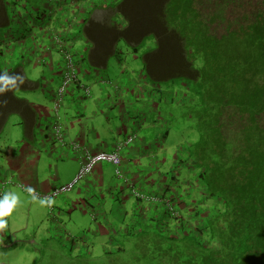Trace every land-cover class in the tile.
Returning <instances> with one entry per match:
<instances>
[{
	"label": "crops",
	"instance_id": "0c3cea01",
	"mask_svg": "<svg viewBox=\"0 0 264 264\" xmlns=\"http://www.w3.org/2000/svg\"><path fill=\"white\" fill-rule=\"evenodd\" d=\"M20 1L26 5L31 2L0 0V29L15 43L13 49L7 50L12 60L0 66V78L5 74L15 78V85L6 87L0 83V134L7 133L0 138V197L13 194L22 197L16 190L29 195L33 204L37 200L54 199L59 207L56 214L63 212V217H68L67 207L77 206L83 216L89 217L95 211L105 218L107 203L102 196L118 192L116 179L130 174L134 179L131 184L138 181L145 192L140 191L150 196L155 189L154 194L161 192L165 196L169 183L155 187L150 178L144 179L139 172L162 164L161 158L168 149L165 142L155 143L157 136L148 134V128H165L163 121L156 126L157 117L173 119L169 107L154 106L155 102L149 96L146 98L143 90L150 82L181 76L168 60L170 52L185 58L182 38L166 22L165 7L169 0H107L106 6L101 4L104 0L95 6L83 0L85 8L79 13L67 11L74 6V1L53 0L46 7L48 13L37 10L30 13L19 31L15 27L21 26L20 21L12 24L15 12L11 16L8 6L16 8ZM151 8L156 13V23L154 28L146 30L144 26L150 25L153 19L147 13ZM81 19L82 25H77ZM146 38L148 44L142 46ZM173 39L177 42L173 43ZM2 41L6 40H0V48L5 46ZM61 50L69 55L79 83L66 87L59 96L65 67ZM128 52H134L133 60L139 59L138 72L123 61ZM185 63L184 71L189 79L192 74L188 69L194 66L189 63L187 67ZM92 76L98 80L92 82ZM114 77L123 82L115 83ZM104 79L113 83L114 95L110 89L107 94ZM80 85L89 88L88 96L80 93ZM163 101L167 104L171 99L162 97L160 102ZM55 103H58L56 112L52 107ZM55 127L59 128L58 133H54ZM128 138L130 142H126ZM119 144V160L112 164L119 172L116 178L109 174L107 177V163L103 162L75 181L86 161V152L112 151ZM74 145L81 150L77 151ZM70 184L73 193L61 197V192H67L63 188ZM122 184L120 195L132 187ZM96 194L102 196L96 198ZM53 211L52 208L50 212ZM56 221L62 224L60 218ZM39 233L44 234L42 230ZM15 234L13 231V238ZM27 238L30 245H36L37 237Z\"/></svg>",
	"mask_w": 264,
	"mask_h": 264
},
{
	"label": "trees",
	"instance_id": "16d2710c",
	"mask_svg": "<svg viewBox=\"0 0 264 264\" xmlns=\"http://www.w3.org/2000/svg\"><path fill=\"white\" fill-rule=\"evenodd\" d=\"M165 12L197 70L188 89L200 139L179 160L195 177L192 195L177 187L178 210L161 212L174 231L125 229L132 245L108 255L123 256L112 264L126 254L131 264H264V0H169ZM177 168L171 180L182 182Z\"/></svg>",
	"mask_w": 264,
	"mask_h": 264
},
{
	"label": "rangeland",
	"instance_id": "374dc122",
	"mask_svg": "<svg viewBox=\"0 0 264 264\" xmlns=\"http://www.w3.org/2000/svg\"><path fill=\"white\" fill-rule=\"evenodd\" d=\"M30 1L31 2L27 5L23 1H20L16 8L14 5L8 6L11 16L14 15L13 12H15V20L12 24H18L20 21L21 26L15 27L16 30H20L22 27L24 28L27 22L26 17H28L30 13H34L35 10L39 13H48L46 7H48L53 0ZM69 1H74L75 4L73 7H69L67 11L76 13L84 10L85 3L83 0ZM98 1L99 0H88L87 4L95 6V4H98ZM106 3L107 0H104L101 4L106 6ZM43 5L45 7H43ZM147 13H149L153 19L150 25L144 26L146 30H148L149 27L154 28L156 23V13L153 12V9H148ZM166 16L165 12V17ZM80 18L81 17L78 15V19ZM4 31L5 30L0 29V40H6L2 41L5 46L0 48V66L4 65L3 62L9 63V61L12 60L13 57L7 50L13 49L15 44L14 42H10V38ZM176 42L177 39H173V43ZM147 44L146 38L142 46ZM22 45L25 46L24 43ZM6 46L8 48H6ZM155 50L156 48L153 52H155ZM133 56L134 52H128L123 57V61L129 65V68L134 67L135 71L138 72L139 59L133 60ZM186 58H188L186 55L185 58L183 56L181 58L180 53L170 52L168 60L174 64L176 68L175 72L177 71L181 76L170 77V79L157 83L152 82V84L150 82L148 83L150 85L143 90L144 96H146V98L149 96L152 101L155 102L154 106L159 107L160 105L162 108L167 106L170 108L169 110H171L173 115V119L167 117V120H165L164 116L157 117L158 125L156 126L162 125L161 122L163 121L165 128L160 127L152 129L151 127L147 130V133L150 135L156 134L155 143L158 142L159 144L160 142H165V147L168 148L161 158L163 160L161 161L162 164H157V167L151 164L153 166L152 169H145L142 167L144 170L139 172L144 179L150 178V181L155 183V187H158L161 183H169L170 190L166 192V196L161 195V192L159 194H154L155 189L150 196L147 195L144 193V188L139 185L138 181H136L135 184H131L134 179L130 174L127 177L122 176L120 179H116L119 181L118 192L122 190V183L125 182L127 185L130 184L136 189L134 192L137 194V198L128 191H124L123 195L115 191L110 192L112 194L103 196L96 194V198L102 196L105 200L104 203H107V214L104 215L105 218L95 211L93 215L89 217L83 216L78 212V209H76L77 206L67 207L69 213L68 217H63L61 216L63 213L61 211V214H56L59 207L57 208L54 199L50 200V198H48L42 202L37 200L33 204L31 202L32 198L29 195L19 193L15 190V193L22 197H17L19 199L21 198L18 208L15 204L10 214L4 217L7 221V227L0 231V264H112L114 258H123L121 255H116L115 257L111 254L108 255V252H114L116 248L121 247L122 244H125V242L130 239L127 238L125 229L129 234L141 236L145 233L151 235H167V232L174 231L172 220L169 221L166 219V215L162 216L161 212L166 213L168 208L178 210V205L176 204L178 193L172 192L174 190L177 191V187L183 190L182 192L186 191V195L184 193L180 195L184 194V199L188 198V200H190L192 195L190 193V188L195 177L189 175L188 171L186 172L185 168L189 161L185 162V167L179 160H186V156L189 152L188 146H190V143L199 141L200 139V137H198V131L194 128L196 124L192 120L193 104L191 105L189 99L190 91L188 89L190 87L189 79L193 80L195 78L197 70H195V67L192 70L188 69V72L191 71L190 74H192L189 75L188 79V73L184 71ZM187 60L189 62V59ZM188 62L185 63L187 67L190 65ZM184 74L185 76H182ZM94 80L98 79L92 76L91 81L93 82ZM105 81L107 83V94L110 89L112 95H114L113 83L108 79ZM114 82L120 85L123 79L114 77ZM119 90H121V86H119ZM154 93L156 94L155 97ZM160 95L171 99L170 103L167 102L166 104L164 101L158 102L155 100V98H158ZM52 107L55 108L53 105ZM12 131L15 134V131ZM4 134L5 136L7 135V133H2L0 134V138H3ZM137 160H139V158H137L136 161ZM146 160H150V154ZM152 160V162H155L154 160L156 159L153 158ZM104 163H107V177L109 174L111 178H116L115 174L117 167H112L114 164L112 165L108 162ZM143 164L145 165L146 163ZM177 167H181L182 169L180 174V176H182V182L179 179L176 181L171 180L172 175L175 178L176 175H178L176 171L178 170ZM76 185H74V188ZM172 186L174 188H172ZM140 189L144 192L140 191ZM71 192V190L61 192L60 195L63 197L62 194L67 193L68 196ZM111 196L115 197V199ZM4 197L1 195L0 201H2ZM162 197L168 200L169 207L167 205H161L162 203L160 200H162ZM117 199H119L118 202ZM47 201L50 203L48 204ZM52 208L54 211L51 213L50 210H52ZM49 216H52V218ZM59 218L62 222L61 225L56 221ZM192 224L195 225L197 223ZM40 230H42L44 234L39 233ZM13 231H16V238H13ZM35 232L36 235H34ZM30 236L37 237L35 242L36 245H30L27 238ZM131 242L132 241L129 240L126 243L130 244ZM130 245H132V243ZM124 256L123 260H126V264H131L132 256L130 254Z\"/></svg>",
	"mask_w": 264,
	"mask_h": 264
},
{
	"label": "built area",
	"instance_id": "2783aa9c",
	"mask_svg": "<svg viewBox=\"0 0 264 264\" xmlns=\"http://www.w3.org/2000/svg\"><path fill=\"white\" fill-rule=\"evenodd\" d=\"M88 1V0H87ZM61 53L63 54V59L65 61V67H64V73L62 74L61 77V84H60V88L58 90V95L61 96L65 90L66 87H70L73 85H78L79 83V79L77 77V72L74 69V66L70 60L69 55L64 51L61 50ZM80 85V92L83 95H87L89 94V90L87 87ZM55 106L58 107V103H55ZM55 133H58V128L55 127L54 129ZM128 140H131V138H129ZM74 148L79 151L81 150L80 148H78L77 145H74ZM120 149V145H116L112 151H100L94 154H89L86 152V161L84 162V164L81 166L78 176L75 179L78 180L81 177L85 176L86 174L90 173L91 170L96 166L99 165L103 162H108L111 164H115L118 162V151ZM116 173L118 174V169L116 170ZM64 190H69L70 189V185H68L67 187L63 188Z\"/></svg>",
	"mask_w": 264,
	"mask_h": 264
},
{
	"label": "clouds",
	"instance_id": "9594fccd",
	"mask_svg": "<svg viewBox=\"0 0 264 264\" xmlns=\"http://www.w3.org/2000/svg\"><path fill=\"white\" fill-rule=\"evenodd\" d=\"M184 54H185V52H184ZM187 62H188V60H187ZM189 63V62H188ZM195 70H196V68H195ZM189 80H191V79H189ZM0 83H5V86L7 87L9 84H11V85H15V78H11V77H8L7 76V74H5V77L4 78H0ZM86 87V86H85ZM88 88V87H87ZM89 90V89H88ZM65 91V90H64ZM79 91H80V89H79ZM81 93V92H80ZM89 93H90V91H89ZM89 94H87V95H84V96H88ZM163 96L162 95H160L159 96V101L161 100V98H162ZM157 99V100H158ZM56 109H57V107L55 106V112H56ZM190 125V124H189ZM58 132H59V128H58ZM55 133V132H54ZM129 139V138H128ZM127 139V141L126 140H124L122 143H125V141L126 142H130V140H128ZM120 145V149H119V151H118V158H119V152H120V150H121V144H119ZM119 160V159H118ZM116 164V163H115ZM117 170V169H116ZM92 171V170H91ZM91 173V172H90ZM90 173H88V174H90ZM88 174H86V175H88ZM117 174V173H116ZM85 175V176H86ZM71 187H72V184H70V189H71ZM69 189V190H70ZM69 190H66V191H69ZM134 191H136V189L135 188H133V186L130 188V190L128 189V192H130V193H132V194H134V196H135V198H137L138 196H137V194L134 192ZM17 200H18V198L15 196V195H5V197H4V199L2 200V201H0V231H2V230H4L6 227H7V221L4 219V217L6 216V215H9L10 214V212H11V210H12V208L14 207V205L17 203ZM6 205H10V207L9 208H7V210H4V208H5V206Z\"/></svg>",
	"mask_w": 264,
	"mask_h": 264
},
{
	"label": "flooded vegetation",
	"instance_id": "af4514ba",
	"mask_svg": "<svg viewBox=\"0 0 264 264\" xmlns=\"http://www.w3.org/2000/svg\"><path fill=\"white\" fill-rule=\"evenodd\" d=\"M79 13V12H78ZM82 20L83 19H81V20H78L79 21V23L77 24V25H82Z\"/></svg>",
	"mask_w": 264,
	"mask_h": 264
},
{
	"label": "snow or ice",
	"instance_id": "6c2138e0",
	"mask_svg": "<svg viewBox=\"0 0 264 264\" xmlns=\"http://www.w3.org/2000/svg\"><path fill=\"white\" fill-rule=\"evenodd\" d=\"M9 207H10V205H6L5 208H4V210H7V208H9Z\"/></svg>",
	"mask_w": 264,
	"mask_h": 264
}]
</instances>
